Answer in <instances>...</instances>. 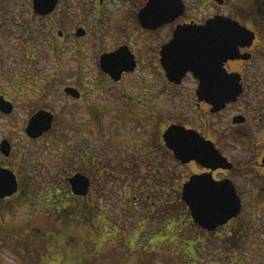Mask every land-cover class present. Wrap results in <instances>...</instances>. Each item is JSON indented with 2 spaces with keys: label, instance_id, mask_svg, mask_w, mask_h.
I'll return each mask as SVG.
<instances>
[{
  "label": "flooded vegetation",
  "instance_id": "1",
  "mask_svg": "<svg viewBox=\"0 0 264 264\" xmlns=\"http://www.w3.org/2000/svg\"><path fill=\"white\" fill-rule=\"evenodd\" d=\"M180 1L182 13L172 16L176 0H55L51 8L48 0H0V98L12 105L8 112L0 108V121L12 124L18 121V108L25 110L21 126L0 134V170L11 172L17 182V191L0 199V205L30 201L32 192L22 193L34 187L21 186V168L45 174L35 154L47 157L48 144L40 150L30 144L46 141L59 123L58 159L67 174L60 179L67 198L93 205L99 214L100 205H115L113 192L122 201L135 192L141 196L138 207H132L141 216L134 219L139 229L147 230L150 216H158L157 222L152 218L157 224L153 236L201 238L207 242L203 253L208 258L220 253L210 244L221 240L225 254L211 264H264L258 262L264 250V0ZM215 18H228L240 27L212 25L216 38L208 39H217L216 49L193 45V68L179 82L171 80L167 57L175 53L166 46L177 28L190 24L196 30ZM192 38L198 41V36ZM213 59L220 61L214 67ZM52 63L57 64L54 74L48 71ZM206 76L210 82L202 92L201 78ZM224 77L235 81L238 92L217 107L214 96L223 91L213 89L212 79ZM57 86L61 105L53 106L48 96ZM39 111L52 115L51 128L33 138L26 128ZM75 174L89 180L84 196L71 192L69 179ZM184 187L190 194H205L219 207H237L238 202L239 211L206 230L192 219L182 198ZM168 194L174 199L173 211H163L160 204V197ZM180 204L188 214L182 215ZM248 206L262 223L253 225L244 218ZM184 216L196 227L194 239L181 237ZM244 236L259 244L252 246L256 253H244L242 259L233 250L229 255V246ZM248 255L253 262L246 260Z\"/></svg>",
  "mask_w": 264,
  "mask_h": 264
},
{
  "label": "rangeland",
  "instance_id": "2",
  "mask_svg": "<svg viewBox=\"0 0 264 264\" xmlns=\"http://www.w3.org/2000/svg\"><path fill=\"white\" fill-rule=\"evenodd\" d=\"M264 8V7H263ZM49 73H56L57 71V64L52 63L50 66H48ZM0 87H3V82L0 83ZM55 92L50 94L48 96V99L53 103V106H60L61 105V86H57L56 89H54ZM30 102H27L26 105H29ZM19 107H23V104H19ZM25 115V110L18 108L16 117H18V121L13 122L12 124L9 123V121L1 120L0 121V134L1 135H7L8 132H10L11 129H16V126H21V121L19 119H23ZM23 129L20 127V132ZM133 133H139L137 129H133ZM21 143H23L21 141ZM48 144V156L44 154V152H37L36 151V160L37 165H39L40 169H43L45 174L40 176L39 169H36L37 173L34 171L28 170L26 167L21 168V186L24 188L34 187L33 189H30L28 192L25 190L22 193L23 195H27L29 192H32V197L28 203L24 204V206L21 207V209L18 211L21 215V218L19 217V220L22 223H25L26 221L32 223L35 226H41L45 225V223L48 221V203L44 200H41L40 198L42 196H47L48 190H51L53 187H56L62 191L63 182L60 178L62 176H66V171L62 169L64 165H61V161H59L61 153H60V125L57 123V125L54 127L53 134L48 137L46 141H43L38 145L37 143H31L30 146L36 148L37 150H40L41 148H46V145ZM46 157V158H45ZM166 160H168L166 158ZM166 160L163 161L164 163V169L168 167L169 165L166 163ZM42 163H45V165H48V171L46 170V166ZM167 169V168H166ZM31 173V175H28ZM34 173V174H33ZM33 174V175H32ZM36 174V175H35ZM48 179V182L46 180ZM110 179L108 178V183ZM48 184V187H47ZM94 192V190H92ZM133 192V191H132ZM63 199L62 202H66V196H68V192L62 191ZM45 196V197H46ZM133 196L137 197V200L135 202V199H133ZM144 197L146 194L143 195ZM149 200L153 201L152 194H149ZM151 196V197H150ZM112 205L113 207L109 208L108 214L111 215L112 221H115L119 219L117 214L113 213V209L118 208L121 206L122 208L127 204L130 208L132 207H138L139 201H140V194L137 193H128V195L124 198L126 201H122V196H120L119 192H113L112 193ZM69 199V198H67ZM34 204L35 208L31 205ZM160 204L164 206V210L170 209L173 211L172 206H174V199L172 198V194L166 195V197H160ZM32 206V207H30ZM104 209L106 208L105 205H100ZM180 211L183 214L186 213L183 204H180L179 206ZM254 207H246L244 212V218H251L249 220L250 224L256 225L255 222L262 223V218L259 216L256 210H253ZM124 210V208H123ZM170 211V212H172ZM100 212V211H99ZM135 212V211H134ZM143 212V211H142ZM261 213V211H260ZM143 214V213H142ZM135 215H137L135 213ZM156 219L158 220V216H150L148 229L145 230L144 226L142 229H139V225L137 221L134 219L132 220V223L126 222L125 226L123 227V230L125 231L124 237H118L116 239H113L112 242L107 243L105 247L101 250V252L96 255L95 259L92 261V264H211L210 261H221L223 258V255L226 251V248L223 247V244H221V240L216 239L215 242L210 244V249L218 250L220 253H214L216 256L212 258H208L205 253H203L205 250L207 251L209 248L206 246L207 242L204 241V249H197L196 254L191 253L190 249L188 248L191 246V244L187 242H183V239L179 240V243H181L180 248H185V252L182 251V253H178L177 249L175 248V245L172 244L174 242V238H168L166 237L164 239H159L160 236H153L157 235V224L155 225L152 221ZM9 220V215H2V212L0 213V222L2 220ZM121 219V218H120ZM154 220V221H156ZM157 222V221H156ZM101 224V222H100ZM182 225V235L181 237L194 239L195 230L196 227L193 225V223L188 222L185 219V216L183 217V220H181ZM121 228V227H120ZM223 233V232H222ZM198 235V232L196 233ZM162 235V234H161ZM24 237L19 238H13L10 242H5L7 245L2 244V248L0 247V264H27L26 258H22L20 256V253H27L26 252V246H23L25 242V235ZM41 237V236H39ZM20 240V245H18L17 240ZM1 240V239H0ZM14 240V241H13ZM164 240V241H163ZM251 238H248L247 236L239 237L235 244L232 246H229V255L233 254V251H236V253H239L237 255V258L239 259L244 257V253H256V248L252 249V246H257L259 244H252L250 242ZM43 240L40 238H37L36 245L35 246H41ZM185 241V240H184ZM198 241V240H197ZM3 242V241H2ZM135 242V244H134ZM154 242H159L160 247H157L156 244H153ZM234 242V241H233ZM90 244V243H89ZM127 244V246H126ZM187 245V247L185 246ZM12 246L14 248L12 249ZM86 246H92L91 244L88 245L86 243ZM38 248V247H36ZM233 250V251H231ZM35 249H32L31 253H35ZM243 255V256H242ZM259 261H264V250L263 252L259 253ZM263 255V256H262ZM126 257V258H125ZM230 258V257H229ZM246 260L253 262L252 256L248 255L245 257ZM24 259V260H23ZM236 259V258H233ZM232 259V260H233ZM257 262V263H258Z\"/></svg>",
  "mask_w": 264,
  "mask_h": 264
},
{
  "label": "trees",
  "instance_id": "3",
  "mask_svg": "<svg viewBox=\"0 0 264 264\" xmlns=\"http://www.w3.org/2000/svg\"><path fill=\"white\" fill-rule=\"evenodd\" d=\"M61 194L62 191L56 187L48 190V197L43 199L48 203V221L41 226H35L28 221L22 223L23 220L22 222L19 220L21 215L18 211L25 204L20 199L0 205V213L10 216L8 221L4 219L0 222V241L5 244L6 241L10 242L13 238L21 239L25 235L23 246H26L24 248L27 253H20V256L26 258L27 264H92L102 247L104 248L113 239L124 237L123 227H126L125 223L129 222L130 218L141 217L139 214L134 215V210L125 204L124 210L121 206L112 210L119 218L112 221L113 217L108 214L109 208L100 207V212L97 210L99 214H96L93 205L84 206L76 197L69 198L63 203ZM167 217L166 222H169L171 219L167 221ZM139 224L138 222L137 225ZM37 238L43 240L41 246H35ZM19 239H16L18 245H20ZM184 240L183 242L191 244L188 247L191 253L196 254L197 249H204L205 244L203 240L200 242L201 238L197 237L199 241ZM86 243L92 246H86ZM153 244L160 247L159 242ZM172 244L177 250L182 249L178 240H174ZM32 249L36 252L31 253ZM183 250L186 251L185 248Z\"/></svg>",
  "mask_w": 264,
  "mask_h": 264
},
{
  "label": "water",
  "instance_id": "4",
  "mask_svg": "<svg viewBox=\"0 0 264 264\" xmlns=\"http://www.w3.org/2000/svg\"><path fill=\"white\" fill-rule=\"evenodd\" d=\"M54 2L55 0H48V7L50 6L51 8L54 5ZM172 10L173 12H170L172 16H178L182 13L183 7L180 0H176L175 7ZM153 20H157V17H154ZM212 22L213 23L207 22L203 26H198L196 30H194L190 24L181 25L179 26V28H177L174 33L173 40L168 44V46H166V48L171 49L173 53H175V56L167 57L166 66L171 67V80L179 82L183 74L193 68V65L190 63L193 45L197 48L201 47L202 45H206L207 47L216 49V46L218 44L217 39H213L212 42H210V39H208V37L216 38L215 34L217 32L215 30L211 31L210 29L212 25H216L219 27H229L230 25H232V23H234L238 26L236 22H233L228 18H215ZM239 27L240 26H238V28ZM239 32L240 30L238 29L237 33L240 34ZM191 36H198V41L196 43H193V38ZM201 37H203V39H201ZM222 43H220V45H222ZM229 50L231 49L226 47L225 53H227ZM229 54L224 55L220 60H226L227 56H230ZM219 62L220 61H215L213 59L212 66H216ZM209 82L210 78H208L207 76L201 78L200 89L202 90V92H204V90L206 89V84L208 85ZM212 85L213 89L217 87L223 91L222 94L214 96V99L216 100L214 104L217 107L221 106L224 102L233 99L238 92L235 81L229 77L221 78L220 81L219 79L214 78L212 79ZM11 106L12 105L9 102H5L3 98H0V108L4 112L10 111ZM51 123L52 115L45 111H39L30 119L26 128V132L30 137H38L42 135L43 132L51 128ZM3 145H7V142L4 141L2 143V146ZM69 182L73 195L84 196L87 194L89 185L88 178L81 176L80 174H75L69 179ZM16 191L17 182L15 176L7 170H0V199L10 196ZM230 193L231 196H234L233 192ZM205 196V194H190V192L187 191L185 187L182 193V198L188 206L192 219L197 225L206 230H214L217 226L223 225L228 219L235 216L239 211L240 205L238 202L237 207H234L231 204H229L230 206L228 207H219L215 203V201L210 200Z\"/></svg>",
  "mask_w": 264,
  "mask_h": 264
}]
</instances>
